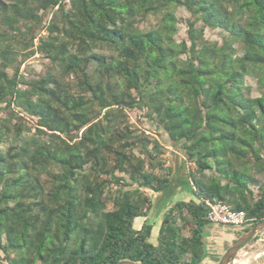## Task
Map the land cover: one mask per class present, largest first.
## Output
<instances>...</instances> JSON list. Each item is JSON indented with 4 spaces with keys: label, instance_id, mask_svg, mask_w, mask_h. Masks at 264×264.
I'll use <instances>...</instances> for the list:
<instances>
[{
    "label": "trees",
    "instance_id": "1",
    "mask_svg": "<svg viewBox=\"0 0 264 264\" xmlns=\"http://www.w3.org/2000/svg\"><path fill=\"white\" fill-rule=\"evenodd\" d=\"M134 110L193 165L156 244L145 191L170 174ZM263 173L264 0H0V261L200 264L207 202L245 212L237 239L264 220Z\"/></svg>",
    "mask_w": 264,
    "mask_h": 264
},
{
    "label": "rangeland",
    "instance_id": "2",
    "mask_svg": "<svg viewBox=\"0 0 264 264\" xmlns=\"http://www.w3.org/2000/svg\"><path fill=\"white\" fill-rule=\"evenodd\" d=\"M175 16L178 20V34L175 36V39L177 42H180L187 37L186 21L189 19L190 14L184 8H177L175 10ZM150 22L153 23L154 21L151 20ZM204 37L211 42L221 44L222 35L218 30L205 29ZM46 63V60L39 57V55H35L21 69L27 77L34 76V74L42 75ZM246 85L251 88L250 95L252 97L258 96L256 81L254 79L246 78ZM130 123L133 125L137 124V126L146 131L147 135L160 141L165 151L166 165L170 174V184L163 192L153 193L150 190L145 191L152 199V208L146 220L155 225L150 241L156 244L163 213L176 201L187 200L193 196L192 186L187 178L188 170L193 165L186 162L179 146H173L167 135L159 127L144 118L143 112L139 110L132 111ZM254 178L255 181L261 183L264 181V173L255 175ZM256 188L253 187L254 193H257ZM140 223L141 220H138L136 226H139ZM242 229L243 227L230 225L221 226L209 224L206 226L204 229V257L200 264H218L223 254L227 251L231 243L236 240V236ZM231 264H264V230L256 234L239 251Z\"/></svg>",
    "mask_w": 264,
    "mask_h": 264
},
{
    "label": "built area",
    "instance_id": "3",
    "mask_svg": "<svg viewBox=\"0 0 264 264\" xmlns=\"http://www.w3.org/2000/svg\"><path fill=\"white\" fill-rule=\"evenodd\" d=\"M209 212L207 219L211 225L244 227L246 225V214L243 211H235L231 206L224 203L207 202Z\"/></svg>",
    "mask_w": 264,
    "mask_h": 264
},
{
    "label": "water",
    "instance_id": "4",
    "mask_svg": "<svg viewBox=\"0 0 264 264\" xmlns=\"http://www.w3.org/2000/svg\"><path fill=\"white\" fill-rule=\"evenodd\" d=\"M264 230V220L256 222L251 226L246 232H243L240 237H238L223 254L218 264H231L235 260V257L239 251L252 240V238L258 234L260 231ZM0 264H7L0 261ZM117 264H140L131 261H121Z\"/></svg>",
    "mask_w": 264,
    "mask_h": 264
}]
</instances>
